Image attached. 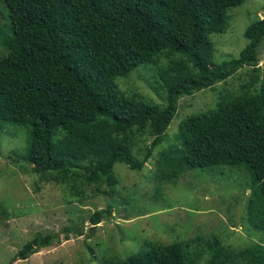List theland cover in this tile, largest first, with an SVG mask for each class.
<instances>
[{
  "label": "trees",
  "instance_id": "obj_1",
  "mask_svg": "<svg viewBox=\"0 0 264 264\" xmlns=\"http://www.w3.org/2000/svg\"><path fill=\"white\" fill-rule=\"evenodd\" d=\"M243 2L2 0L7 13L0 35L5 49L0 56V125L25 129L23 158L40 181L67 183L75 197L83 194L85 184L97 190L104 184L108 189L101 193L113 197L118 183L114 164L137 171L144 167L181 96L223 82L242 66L258 67L264 16L244 30L247 43L238 57L212 61L211 34L224 32L228 9ZM162 57L166 63L160 65ZM144 63L159 64L163 107L125 95L116 85L117 77ZM219 98L214 108L181 120L177 143L158 156L156 167L162 175L177 177L197 168L244 165L255 186L246 220L260 231L261 242L236 250L220 239L203 238L211 249L207 255L189 252L196 239L152 242L124 258L104 257L100 264H264V81L255 93ZM144 134L152 139L137 157L133 148ZM111 209L108 204L106 210H95L91 224ZM81 230L72 224L36 234L6 264L59 242L61 233L68 238Z\"/></svg>",
  "mask_w": 264,
  "mask_h": 264
},
{
  "label": "rangeland",
  "instance_id": "obj_2",
  "mask_svg": "<svg viewBox=\"0 0 264 264\" xmlns=\"http://www.w3.org/2000/svg\"><path fill=\"white\" fill-rule=\"evenodd\" d=\"M1 1L0 35L7 13ZM228 15L226 30L211 34L215 63L238 57L247 43L244 30L264 16V0H244L228 9ZM4 53L0 45V56ZM164 63L162 57L160 65ZM158 65L140 64L128 75L117 77L118 89L163 107L166 96L159 85ZM257 65L242 66L223 82L181 96L161 142L144 167L137 171L122 162L114 164L118 183L113 197L101 193L108 189L104 184L98 190L94 184H85L83 194L75 197L67 183L40 181L23 158L28 141L25 129L0 125V264H6L36 234L59 232L72 224L82 228L80 234L65 238L61 233L59 242L13 264H100L104 257L124 258L152 242L196 239L191 240L189 252L201 250L204 255L211 249H206L203 238L211 242L220 239L236 250L261 242L260 231L246 220L248 198L255 186L244 165L197 168L177 177L162 175L156 167L158 156L177 143L178 126L185 116L214 108L220 95L257 92L264 81V40L258 48ZM142 138L133 148L137 157L143 156L152 139L146 134ZM108 204L112 205L110 215L93 226L90 215L106 210Z\"/></svg>",
  "mask_w": 264,
  "mask_h": 264
}]
</instances>
